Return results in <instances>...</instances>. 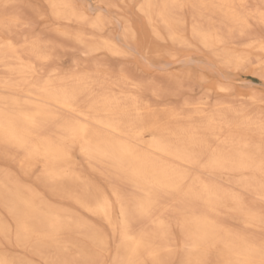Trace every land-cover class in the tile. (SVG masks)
Masks as SVG:
<instances>
[{"label":"bare ground","instance_id":"1","mask_svg":"<svg viewBox=\"0 0 264 264\" xmlns=\"http://www.w3.org/2000/svg\"><path fill=\"white\" fill-rule=\"evenodd\" d=\"M248 2L0 0V159L16 158L29 178L38 167L37 181L58 200L0 169V235L14 229L17 245L49 264L106 255L112 264H169L177 244L180 264H264L261 97L160 105L181 89L107 63L126 58L134 40L146 61L176 43L204 50L218 71L264 75V7ZM42 24L76 48L72 70L61 69L64 45L37 31ZM176 77L178 87L199 79L195 70ZM224 83L210 91L228 97ZM0 264L15 263L0 252Z\"/></svg>","mask_w":264,"mask_h":264},{"label":"rangeland","instance_id":"2","mask_svg":"<svg viewBox=\"0 0 264 264\" xmlns=\"http://www.w3.org/2000/svg\"><path fill=\"white\" fill-rule=\"evenodd\" d=\"M113 1L116 2V0H113ZM248 5L250 7H257V6L264 7V0H249ZM118 6L121 7L119 11V13H121L120 15L125 16L126 15L125 10L127 8V5L118 3ZM136 11H137L136 8H134V12ZM43 27L44 25L42 24V25L37 26L36 29L37 31H42L44 33L43 35L46 36L47 38L53 39L54 41H58V42L60 41L64 45L62 49H58L56 51L58 54L60 55L63 54L64 56L63 58H61L62 60H59V65L61 69L64 72L72 70L73 69V62H72L73 59L71 58H73L72 55L75 54V52L77 54L76 48L73 46V44H70V42L64 41L65 38H62L58 34H54L53 32L46 30V29L42 30ZM256 29L261 30V28L259 27H257ZM134 41L135 42L130 43V47L128 49L129 55L126 58H119L120 60L119 61L117 60V62L107 61V63L112 65L113 67L114 66L116 67V63H119L122 60L123 62H125V64H127V67L129 68V70L135 71L134 69L138 68L137 70H139V72H141L143 76L147 77L148 79H152L153 84L159 86L162 89L163 88L164 89H167V88L176 89L177 88V90L179 88L181 89V91L178 90L177 94L173 96L166 95L167 93H164L165 97L159 100V102H161L160 105H168V104L177 105L180 103L181 99H184V97L188 99L187 97H189L188 101H191V102H195V101L197 102L199 100L207 99V101H209L210 104H212L216 100L223 101L224 99L225 101L232 102L237 105L240 103L243 104L245 102L244 103V106H245V104L249 105L248 99L246 100V98L249 97L251 92H254L257 95H259L261 99L264 101V75H258L255 70L250 71L248 69L245 70V68H239V69H242L243 70L242 71V70H239L233 67L231 68L223 67L221 68L220 71H218L215 66V60H213V58L210 55H208L204 50H199L196 48L181 47V46H178L176 43L170 44L169 46L170 48L169 47L166 48L165 45L161 43L160 45L164 47L165 49V50L161 49L164 52V53H160L161 54L160 57L162 58L155 57L149 61H146L145 59H141L138 56V53H139L137 51L139 50L138 43H136L137 42L136 40ZM173 54L174 55L176 54V56L173 57ZM180 58H182L181 61H180ZM135 65L137 66L134 67ZM186 70H195L198 73L199 79L185 78L184 80L181 81L180 87L176 86V82H177L176 80H178L176 77V74L178 72H184ZM219 82H222V83L225 82L224 84L229 87L228 92H230V95L228 97L226 98L221 97V96L216 95L214 92L210 91L211 88L214 86V84L219 83ZM235 96H237V98ZM149 98H151L152 101H155L153 100L152 97H149ZM16 161H17L16 158L10 162L0 159V169L8 170L14 178L16 177L15 179H17V181L22 182V183L27 182V184L30 187L32 188L35 187L34 189L36 190L39 189L38 192L40 193L41 196L43 195L42 198L45 202L55 203L56 201H58L54 196H52L45 188H43L39 184V181H37L38 180L37 175H39L40 173L39 172L40 169L38 167L33 169L32 177L29 178L20 171V169L18 168L16 164ZM86 166L87 165L84 164L85 171L91 170L88 166L87 167ZM88 173L93 174L92 171H88ZM201 173L203 175H208L207 172L206 173L201 172ZM226 175L227 174H224V176ZM91 177H96V176L93 174ZM98 180L100 183H102L104 187H107V183L105 180H104L105 183H103V179L99 178ZM244 197H246V199L249 200L248 202H250L251 204L254 203L252 202L253 199L249 198L250 197L249 194H245ZM257 206H260V204H258ZM260 209L262 212H264L263 207L260 206ZM71 210H74L75 213L79 211L78 213L81 215L85 214L84 211H81L79 209L78 211L75 208H72ZM3 214L6 215V212H4ZM85 215L87 216V214ZM90 220L93 221L91 217H90ZM231 225L241 228V225L238 224L239 225L238 226L237 223L235 224V222H231ZM101 229L105 233H108L110 235V228L108 226L106 225L101 226ZM176 229H175V232H176ZM177 232L175 234V236L177 235L176 237H178ZM82 237L83 236L81 234H67L66 235L67 240H70V241L72 240L73 242L78 244V246L80 245L83 247H89V243L87 239L85 237L83 238ZM113 241H114L113 238L110 237V248H109V250L111 249L110 252L113 250L115 246L114 245L115 242ZM173 248L174 247H172V249ZM180 251L181 250H180L179 245L178 244L175 245V248L173 251L174 255H172V258L169 264H180V255H181ZM0 252L3 253L8 258H10L15 264H26V263L49 264L48 261L42 258L41 256L32 254L29 249H22L19 247L14 237V229H11V232L6 236L0 235ZM99 259H101V261ZM98 261H99V264H112V255L102 256L98 258Z\"/></svg>","mask_w":264,"mask_h":264}]
</instances>
